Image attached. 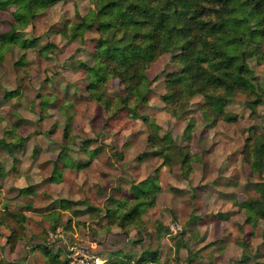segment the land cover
Wrapping results in <instances>:
<instances>
[{
    "label": "rangeland",
    "instance_id": "374dc122",
    "mask_svg": "<svg viewBox=\"0 0 264 264\" xmlns=\"http://www.w3.org/2000/svg\"><path fill=\"white\" fill-rule=\"evenodd\" d=\"M45 1L19 30L21 41L36 42L14 43L0 60V215L26 217L23 232L16 224L24 237L14 246L7 242L11 226L0 225V264H47L48 249L69 264L87 255L100 264L118 256L126 264H264V166H252L243 152L248 138L264 134V94L252 109L249 97L236 93L226 105L237 115L232 122H214L201 109L202 95L175 117L163 101L165 73L177 69L168 50L147 72L151 92L142 117L126 110L108 117L83 66L94 65L99 32H75L94 0ZM16 8L0 9V34L10 30ZM248 61L264 86V61ZM105 91L118 96L122 88L115 79ZM151 128L168 135L169 149L157 154ZM154 181L156 206L143 213L141 232L126 233L101 217L107 197L121 196L118 189L127 195L133 183L148 188ZM146 250H157L159 260L138 263Z\"/></svg>",
    "mask_w": 264,
    "mask_h": 264
},
{
    "label": "trees",
    "instance_id": "16d2710c",
    "mask_svg": "<svg viewBox=\"0 0 264 264\" xmlns=\"http://www.w3.org/2000/svg\"><path fill=\"white\" fill-rule=\"evenodd\" d=\"M94 2L95 8L89 14H79L75 32L82 33L93 28L99 32L92 49L94 65L85 63L83 66L87 71L88 89L94 100L104 107L108 117L122 110L134 117H142L139 110L148 103L151 92L147 72L168 50L173 52L172 61L177 69L165 73L163 101L173 116L184 114L196 95L204 97L201 109L212 115L214 122L237 119L236 114L226 110V105L238 92L249 97L246 101L252 109L263 101L261 94H264V86L255 83L248 60L255 57L257 61H264V0ZM10 5L17 8L10 30L0 34V60L4 59L6 50L14 43L27 47L36 42V39L27 38L21 41L19 30L40 14L47 3L45 0H0L1 10ZM18 64L23 62L19 60ZM115 79L122 91L118 96H111L105 88L108 81ZM259 88L263 90L260 94ZM14 92L10 91L8 96ZM251 94L259 95L251 99ZM158 131L151 128L148 142L153 147H159L157 154H160L169 149L171 139L167 134L161 136ZM243 152L245 160L252 166H264V134L248 138ZM143 185V182L133 183L127 195L118 189L120 197H107L101 217L107 219L109 226L122 228L126 233L130 227L138 232L145 228L142 215L156 206L159 186L155 181L148 188ZM62 204L68 207L69 202L62 201ZM248 205L255 208L254 202ZM87 207L89 212L103 211L93 205ZM25 218L12 211L0 215V225L11 226V234L7 237L11 246L23 239L21 232ZM16 224H22L21 232L16 229ZM157 237L161 238V233ZM45 254L47 264H69L68 259H61L59 252L52 254L48 249ZM123 260L118 256L112 264H126ZM158 260L157 250H146L137 262L154 263Z\"/></svg>",
    "mask_w": 264,
    "mask_h": 264
},
{
    "label": "built area",
    "instance_id": "2783aa9c",
    "mask_svg": "<svg viewBox=\"0 0 264 264\" xmlns=\"http://www.w3.org/2000/svg\"><path fill=\"white\" fill-rule=\"evenodd\" d=\"M73 258H74L73 260L74 264H100L99 257L95 255H87L82 257V259H78V260L77 257H73Z\"/></svg>",
    "mask_w": 264,
    "mask_h": 264
}]
</instances>
